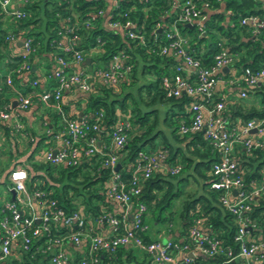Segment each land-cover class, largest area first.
I'll return each mask as SVG.
<instances>
[{
  "label": "built area",
  "instance_id": "obj_1",
  "mask_svg": "<svg viewBox=\"0 0 264 264\" xmlns=\"http://www.w3.org/2000/svg\"><path fill=\"white\" fill-rule=\"evenodd\" d=\"M28 1L0 0V19L2 16H7L11 21L22 19L26 16L24 5ZM106 2L108 7L96 12V15L104 16L106 27L122 37L143 43L142 32L135 28L126 12L120 13L122 20L111 18L110 9L117 5V1ZM208 3L206 0L173 1L172 7H177L179 11L176 19L162 29L165 41L159 44L158 51L175 57L177 63L170 75L162 76L161 86L167 96L185 93L190 97L186 106L188 118L186 122L179 121L178 133L201 130L211 148L216 151L217 158L209 169L212 177L208 179V186L220 192L217 196L219 202L234 216L236 229L233 238L237 248L234 250L229 245H223L220 239L204 231L200 218H196L187 227L181 240L142 238L147 229L143 220L146 206L140 201L134 204L133 198L140 193L143 179L161 169L165 173L176 174L181 169V164H167L164 149L139 150L125 177L118 149L125 144L126 132L130 128L129 119L119 115L109 129L105 130L102 125V110L95 111L91 120L83 112L79 118L78 115L76 118L68 117L63 107V91L94 92L101 86L120 91L119 85L127 80L130 71V64L126 62L127 55L123 51L112 53L104 65L85 67L84 56L77 47L78 35L74 27L70 26L66 28L69 34L61 33L55 41V48L66 52V56L57 55L53 59L49 72L54 84L46 89L45 82L39 85L34 78L30 80L27 85L30 88L25 92V89H13V105L7 102L0 107V120L8 131H15L32 141L23 145L16 141L15 144H10L12 152H21L24 148L26 150L3 175L8 197L0 204L1 264L14 252L27 251L33 244V253L40 251L48 254L47 264H70L73 261H70L64 245H79L82 237L86 239V250L73 264H99L103 251L113 252L117 246L129 243L148 253L158 263L195 264L193 254L196 252L207 256L223 254L225 261L240 257L246 264L249 257L264 259V238L250 237L248 234V230L254 226L249 217L251 203L264 193V168L258 180L250 179L245 182L234 157L238 146L249 150L264 145V118H250L243 123L231 122L223 110L226 97H214L216 84L221 82L243 83L245 88L237 90L235 97L245 98L248 95L246 87L264 82V64L253 70L246 67L239 75L224 77L219 72L225 66L228 68L232 58L225 48L213 55L212 63L208 66L202 65L200 59L188 50L187 39L177 23L194 25L201 31ZM245 20L255 24L254 31L262 25V21L256 16L241 18L240 22ZM156 27L162 28L160 23H156ZM25 31L26 29H19L16 33L7 30L4 35V40L8 42L17 37L21 40L19 54L22 61L16 68L18 74L30 71L29 57L35 50L31 38L24 34ZM4 81L8 85L12 84L10 73L4 76ZM33 101L47 107L49 113L55 111L59 117L55 128L47 125L50 121H42V131L52 133L51 142L37 147V137L28 136L19 120L20 112L28 109ZM29 154L34 155L33 162L65 166H76L82 161L92 162L93 158H99L95 169L107 168L109 171L105 195L114 208L103 213L98 222H93L84 215L82 205L77 200H73L70 208L63 206L53 196L52 188L39 186L38 180L30 184L31 174L36 171L32 170L26 160ZM117 163L119 165L115 168ZM36 173H42V169ZM100 223L108 226V233L97 231L96 225Z\"/></svg>",
  "mask_w": 264,
  "mask_h": 264
},
{
  "label": "trees",
  "instance_id": "obj_2",
  "mask_svg": "<svg viewBox=\"0 0 264 264\" xmlns=\"http://www.w3.org/2000/svg\"><path fill=\"white\" fill-rule=\"evenodd\" d=\"M106 1L29 0L24 5L26 16L13 21L16 27L13 30L18 33L19 29H26L24 34L31 38L35 47L29 59L35 64H37V59L44 62V75L47 78L44 87L46 89L54 84L49 72L53 59L57 55L66 56V52L55 48V41L61 33L69 34L66 28L70 26L74 27L78 35L77 47L82 51L84 59L89 57V63L84 64L85 67L104 65L112 53L123 51L127 55L126 62L130 64L131 83L136 79L137 73L141 77H146L145 73H149L151 78H147L137 87L142 104H151L149 107H144V105L140 107L136 103L129 106L128 98L132 97L129 91L122 93L120 97L114 96L107 100L108 92L114 90L112 87L103 86L94 92L73 91L71 100L64 102L63 107L69 118H76L78 111H81L86 114L88 120L92 119L95 111L102 110V125L105 130L109 129L119 115L129 119L130 128L126 132L125 144L118 149L125 177L129 174L137 152L151 149L155 145L156 149L166 151L165 162L167 164L178 162L181 163L180 171L191 169L192 174L188 172V175L195 178L200 187L198 193H190L182 200L179 211L182 222L180 225L182 237L180 238L183 239L187 227L196 218H200L204 231L220 239L223 245H229L235 250L237 244L233 238L236 229L234 216L219 202L217 196L220 192L208 186V179L212 177L209 169L211 163L217 158L216 151L211 148L201 130L178 133L179 121L186 122L188 118L186 106L190 97L185 93L180 96H167L161 86L162 76L172 73L177 60L169 54H160L158 46L165 41L162 29L176 19L179 9L172 7L174 0H116L117 5L110 9L111 18L122 20L120 13L126 12L135 28L143 34L144 42L139 43L136 39L122 37L119 33L110 30L106 27L104 16L96 15L97 10H104L108 7ZM206 1H209L208 9L205 11L207 16L203 21L201 31H198L194 25L177 23L182 35L187 39L188 50L200 59L202 65L208 66L212 63L213 55L221 48H225L232 58L228 68L219 72L224 77L239 75L246 67L253 70L262 66L264 64V0H223L222 6L217 0ZM251 15L262 21V25L255 31L253 30L255 24L249 20L240 22L241 18ZM156 23H160L162 28L156 27ZM4 35L5 31L0 29V45L5 43ZM21 61L22 57L18 53L11 57L8 64L13 82L17 80L16 68ZM29 73L30 80L36 77L32 69ZM121 85L123 84L119 86ZM228 87V92H225L228 98L225 99L223 110L231 122L243 123L250 118H264V82L255 84L253 87H246L248 94L253 93L258 98L259 106L246 105V98H237L232 95L240 88H245L243 83L229 84ZM0 88L3 92L9 89L4 79ZM29 88L26 86L23 91ZM37 88L40 89V87ZM220 95L215 92V99H218ZM5 103L7 100L0 98V107ZM166 103H168L167 106H165ZM49 116L51 118L47 125L50 124L55 128L59 122L58 114L50 111ZM160 120L173 142L183 143L184 151L168 141L158 125ZM4 129L5 137H10L11 142L15 144V135L12 134L15 131L8 132L7 127ZM27 134L37 137L36 147L51 142L52 133L50 132L42 131L37 134L28 132ZM101 135L105 137L103 133ZM156 137L157 143L154 142ZM31 142L30 139L27 140L28 144ZM146 144L149 145L148 149L144 148ZM178 153L180 157L175 160ZM234 157L245 182L250 179L258 180L261 177L264 168V145L249 150L238 146ZM26 160L34 172L42 169V173L31 174L30 184L38 180L39 186L52 188L53 196L63 206L70 208L73 200H77L82 205L84 215L93 222H98V218L103 213L114 208L105 195V182L109 171L107 168L95 169L99 158H93L92 162L82 161L76 166L33 162L30 154ZM175 176L167 172H152L148 178L143 179L140 193L133 198L134 204L140 201L145 204L146 208L167 206L171 197L182 192L178 188V182L183 179V176L180 175L176 179ZM249 217L254 226L248 230V234L256 235L255 238H264V193L257 196L254 203H251ZM142 238L149 239L144 233ZM33 245L27 251L14 252L12 254L14 257L12 255L11 258L8 257L5 264H47L48 254L40 251L33 253ZM204 256L215 264H246L240 257L225 261L223 254ZM135 258V247L120 245L113 252L103 251L100 254L99 264H123L122 259L131 262ZM259 264H264V259L259 260Z\"/></svg>",
  "mask_w": 264,
  "mask_h": 264
},
{
  "label": "crops",
  "instance_id": "obj_3",
  "mask_svg": "<svg viewBox=\"0 0 264 264\" xmlns=\"http://www.w3.org/2000/svg\"><path fill=\"white\" fill-rule=\"evenodd\" d=\"M217 1H219L220 6H222L223 0H217ZM15 28L16 27H14L13 21L9 20L7 16H2V18L0 19V29H3L6 32L7 30H13ZM20 49H21V40L19 37H17L13 41H9V42L5 41V43L3 45L2 44L0 45V87L3 84L4 76L6 74L10 73V71H11V69L8 66L11 57L14 55H17L20 52ZM31 64H34V68H32V71L34 72V74L36 76L35 78L38 80L39 85H42L44 82H47V78L44 75V73H45L44 62L41 59H37V64H35L33 62ZM131 79L132 78L130 77V74H129L127 76V80H124L122 82V84L126 85V86L130 85ZM29 82H30V73L29 72H23L21 74H17L16 82L12 81L11 85H8L5 83L6 85L9 86L8 90L3 92L0 88V98L7 100V102H10V104L13 105L15 103V97H14L13 89H20V90L25 89L26 86L29 84ZM228 86H229V84L219 82L216 84V92H218L222 96L226 97V93L229 90ZM72 92L73 91H69V90L63 91L62 100L65 102H68L69 99L71 100ZM232 95L235 97L236 91ZM226 98H228V97H226ZM245 98H246L245 99L246 105H252L253 104L255 106H259L258 98L255 95H254V97H249V94H248ZM48 110L49 109H47V107L43 106L41 103H37V101H33L28 109L21 111L19 114V117H20L19 120L22 123L24 131L34 132L36 134L42 132V130H43L42 121H45V122L48 121L49 122L50 118H51L49 116ZM35 120L37 121L36 122L37 127L34 126ZM161 123L162 122L160 120L159 126H160L161 130L164 132V135L166 136L168 141L173 146H177L180 150L184 151L183 143L173 142V140L169 136L168 130L165 127H163ZM4 128H6V127L4 126V123L0 120V138L2 140L5 139L7 141V146L10 147L11 138L5 137L6 134L4 132L5 131ZM12 134L15 135L14 136L15 140L19 144L23 145L24 143L27 142L26 138L23 137L21 134L16 133V132H13ZM154 142L157 143V137L155 138ZM155 147H156V145L154 147H152L151 149H155ZM179 157H180L179 153L176 154L175 160H178ZM190 170L189 169L187 170V174H188V172L190 174H192V170L191 171ZM157 172L165 173L163 169L158 170ZM143 218H144V215H143ZM157 219L158 218L155 219V222L153 223L154 225L152 227L146 223L147 229L144 232V235H146L148 238H152V239H162V240L167 239V238L181 239L180 237H182V235H180V225L182 222H181V218L179 215H178V219L175 222V224H176L175 226L173 225V223L171 224V222L168 220L167 221L168 227H167V225H165L164 227H157L156 222L159 221ZM144 222H145V220H144ZM96 229L98 232L108 233L109 228L105 223H100V224L96 225ZM254 236H256V235L252 234L250 237H254ZM125 246L135 247L136 258L131 262L130 261L127 262L126 260L122 259L123 264H168L166 262H159V263L154 262L148 253L140 250L139 248H137L133 244L129 243ZM64 247H65V250L69 254V257L71 259L70 261L75 262L74 260L77 259L79 256H81L86 250V239L82 237L79 245H72V244L67 243L66 245H64ZM143 254H145V256H143ZM193 258H195L194 259L195 264H215V263L208 261V259L202 253H199V252L198 253L196 252L195 254H193ZM73 262H71L70 264H73ZM247 262H248L247 264H259V259H257L256 257H249Z\"/></svg>",
  "mask_w": 264,
  "mask_h": 264
},
{
  "label": "rangeland",
  "instance_id": "obj_4",
  "mask_svg": "<svg viewBox=\"0 0 264 264\" xmlns=\"http://www.w3.org/2000/svg\"><path fill=\"white\" fill-rule=\"evenodd\" d=\"M216 36V33H215ZM146 77H141L138 73L136 74V79L130 84V85H121L119 91H112L108 92L106 99L109 100L110 98L116 96L120 97L122 93L129 91L132 95L131 98H128V105L132 106L134 103H136L138 106L144 105V107H149L151 104H142L140 98H139V90H138V85L141 84L142 82L146 81L147 78H151L149 73H145ZM116 92V93H115ZM249 97H254L253 93H249ZM156 104V103H154ZM168 103H166L165 106H167ZM36 120L34 126L37 127L36 125ZM160 125V124H158ZM9 146H7V141L4 139L2 140L0 138V204L3 203L4 199H7L8 193L6 192L5 189V184L6 181L3 179L4 173L7 171V169L12 165L14 160L19 159L21 156H23L26 148H24L21 152H12L11 150L9 151ZM145 149L149 148V145L144 146ZM37 152V151H36ZM34 153L36 155L37 153ZM34 155L31 156V160L35 159ZM34 157V158H33ZM188 169H183L181 170L178 174H173L176 175L174 178H178L183 176V179L178 182L179 184V189L182 191L180 194L175 195L171 197L170 202L167 206L165 207H159V206H149L146 208L144 212V218L145 223H147L149 226H153L155 219L158 218L156 222L157 227H164L167 225V221L169 220L171 224L175 226V222L178 219L179 211L181 208V203L182 200L185 198L186 195L190 193H198L199 190V182H196L195 178H192L191 175L187 174ZM187 174V175H186ZM168 227V225H167ZM11 258V257H9ZM19 264V263H15Z\"/></svg>",
  "mask_w": 264,
  "mask_h": 264
},
{
  "label": "water",
  "instance_id": "obj_5",
  "mask_svg": "<svg viewBox=\"0 0 264 264\" xmlns=\"http://www.w3.org/2000/svg\"><path fill=\"white\" fill-rule=\"evenodd\" d=\"M187 25H189V24H187ZM83 62H84L85 64L89 63V57H86V58L84 59ZM30 68H31V69L34 68V64H31ZM226 68H227V67L225 66V67H224V70H226ZM80 114H81V111H78V113H77L78 117H77V118H79V115H80ZM251 131H253V129H251ZM118 165H119V163L116 164L115 168H117ZM11 196H13V191H11Z\"/></svg>",
  "mask_w": 264,
  "mask_h": 264
}]
</instances>
